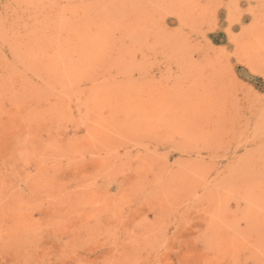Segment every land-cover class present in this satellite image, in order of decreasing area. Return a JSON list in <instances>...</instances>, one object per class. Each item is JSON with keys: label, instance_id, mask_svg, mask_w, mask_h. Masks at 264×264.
<instances>
[{"label": "rangeland", "instance_id": "obj_1", "mask_svg": "<svg viewBox=\"0 0 264 264\" xmlns=\"http://www.w3.org/2000/svg\"><path fill=\"white\" fill-rule=\"evenodd\" d=\"M0 264H264V0H0Z\"/></svg>", "mask_w": 264, "mask_h": 264}, {"label": "bare ground", "instance_id": "obj_2", "mask_svg": "<svg viewBox=\"0 0 264 264\" xmlns=\"http://www.w3.org/2000/svg\"><path fill=\"white\" fill-rule=\"evenodd\" d=\"M201 1V0H200ZM219 1V0H218ZM182 2V1H181ZM198 2V1H197ZM203 5V4H202ZM202 5H201V7H202ZM204 8V7H203ZM209 9V8H208ZM205 10V9H204ZM204 10H202V11H204ZM207 10V9H206ZM235 14V13H234ZM231 15V14H230ZM198 30V29H197ZM166 42V41H165Z\"/></svg>", "mask_w": 264, "mask_h": 264}]
</instances>
